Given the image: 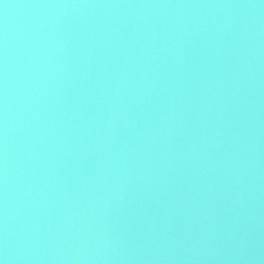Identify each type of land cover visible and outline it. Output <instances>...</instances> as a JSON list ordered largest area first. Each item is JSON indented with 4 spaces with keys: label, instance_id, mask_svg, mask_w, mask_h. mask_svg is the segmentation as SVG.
<instances>
[{
    "label": "water",
    "instance_id": "95a60500",
    "mask_svg": "<svg viewBox=\"0 0 264 264\" xmlns=\"http://www.w3.org/2000/svg\"><path fill=\"white\" fill-rule=\"evenodd\" d=\"M3 264H264V0H0Z\"/></svg>",
    "mask_w": 264,
    "mask_h": 264
},
{
    "label": "clouds",
    "instance_id": "9594fccd",
    "mask_svg": "<svg viewBox=\"0 0 264 264\" xmlns=\"http://www.w3.org/2000/svg\"><path fill=\"white\" fill-rule=\"evenodd\" d=\"M0 264H3V262H2V261H0Z\"/></svg>",
    "mask_w": 264,
    "mask_h": 264
}]
</instances>
